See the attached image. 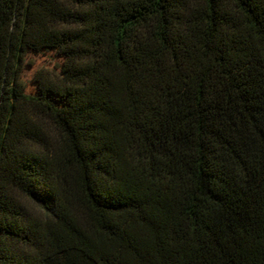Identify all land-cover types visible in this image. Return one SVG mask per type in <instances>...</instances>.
<instances>
[{
  "label": "trees",
  "instance_id": "16d2710c",
  "mask_svg": "<svg viewBox=\"0 0 264 264\" xmlns=\"http://www.w3.org/2000/svg\"><path fill=\"white\" fill-rule=\"evenodd\" d=\"M0 264H264V0H0Z\"/></svg>",
  "mask_w": 264,
  "mask_h": 264
},
{
  "label": "rangeland",
  "instance_id": "374dc122",
  "mask_svg": "<svg viewBox=\"0 0 264 264\" xmlns=\"http://www.w3.org/2000/svg\"><path fill=\"white\" fill-rule=\"evenodd\" d=\"M38 61V64L37 65H41L43 66L42 64L47 62V57H39V59H37ZM31 74L30 72H27V74L24 76L25 80H30L31 78Z\"/></svg>",
  "mask_w": 264,
  "mask_h": 264
}]
</instances>
